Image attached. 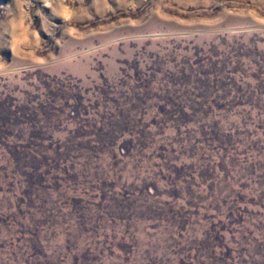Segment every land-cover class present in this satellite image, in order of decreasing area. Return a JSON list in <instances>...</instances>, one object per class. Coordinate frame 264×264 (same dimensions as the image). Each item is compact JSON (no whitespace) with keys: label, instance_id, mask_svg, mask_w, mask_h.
<instances>
[{"label":"rangeland","instance_id":"obj_1","mask_svg":"<svg viewBox=\"0 0 264 264\" xmlns=\"http://www.w3.org/2000/svg\"><path fill=\"white\" fill-rule=\"evenodd\" d=\"M0 264H264V0H0Z\"/></svg>","mask_w":264,"mask_h":264}]
</instances>
